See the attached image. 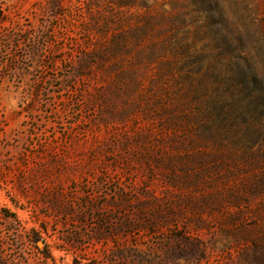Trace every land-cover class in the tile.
Here are the masks:
<instances>
[{
    "label": "rangeland",
    "instance_id": "374dc122",
    "mask_svg": "<svg viewBox=\"0 0 264 264\" xmlns=\"http://www.w3.org/2000/svg\"><path fill=\"white\" fill-rule=\"evenodd\" d=\"M117 2L0 0V264H264L258 203L207 198L264 173L212 135L215 96L264 109V0Z\"/></svg>",
    "mask_w": 264,
    "mask_h": 264
},
{
    "label": "trees",
    "instance_id": "16d2710c",
    "mask_svg": "<svg viewBox=\"0 0 264 264\" xmlns=\"http://www.w3.org/2000/svg\"><path fill=\"white\" fill-rule=\"evenodd\" d=\"M136 0H118L117 4L121 8H131L135 6ZM182 3L192 8L196 14L202 17L204 27H210L214 24V0H180ZM140 8H147L145 5H139ZM96 20H93L94 24ZM233 86L237 85L232 82ZM216 97V98H215ZM214 97V134L210 129L209 133L214 135V143L218 144L223 141L225 144H231L235 147H242L244 150H252L253 153L259 154L262 162H264V109L259 103L254 101L252 97H244L243 101L233 100L221 101V98ZM236 102V103H235ZM244 109H243V107ZM243 197L249 202L256 201L258 205L255 207L254 216L258 221L253 226V230H257L259 236H253V240L242 238V233L237 225L238 215H234L231 223V237L236 245H251L260 249L264 253V173L257 182H250L249 185L241 187L233 194L223 192L222 194L214 193L208 195V201L214 199V202H229V206L237 209L244 202ZM229 207V208H230ZM230 208V209H231ZM131 226V225H130ZM189 226V225H188ZM133 226L131 227V229ZM136 228V227H135ZM192 230V228H190ZM199 230L198 228L195 229ZM178 236L172 241L169 248L171 258L181 259L187 258L188 250L195 251L199 245L193 240H189L185 244H181ZM180 243V244H179Z\"/></svg>",
    "mask_w": 264,
    "mask_h": 264
}]
</instances>
